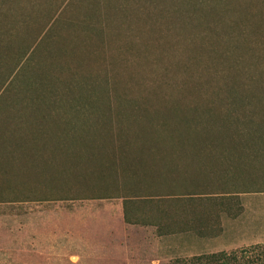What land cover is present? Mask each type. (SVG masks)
<instances>
[{
    "label": "rangeland",
    "instance_id": "374dc122",
    "mask_svg": "<svg viewBox=\"0 0 264 264\" xmlns=\"http://www.w3.org/2000/svg\"><path fill=\"white\" fill-rule=\"evenodd\" d=\"M221 251L264 264V0H0V264Z\"/></svg>",
    "mask_w": 264,
    "mask_h": 264
},
{
    "label": "trees",
    "instance_id": "16d2710c",
    "mask_svg": "<svg viewBox=\"0 0 264 264\" xmlns=\"http://www.w3.org/2000/svg\"><path fill=\"white\" fill-rule=\"evenodd\" d=\"M129 199H126L124 201V215L128 219V210H127V203ZM204 257L206 258H212L209 260H206L209 262V264H230V260H235L237 256L231 257L228 253L221 251L217 253H212V254H206ZM201 260V257L199 258Z\"/></svg>",
    "mask_w": 264,
    "mask_h": 264
}]
</instances>
